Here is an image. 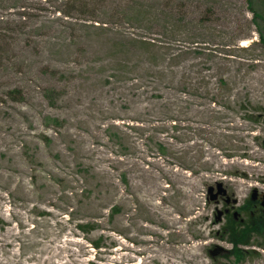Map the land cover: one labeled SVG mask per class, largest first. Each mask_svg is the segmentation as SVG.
I'll list each match as a JSON object with an SVG mask.
<instances>
[{"label":"rangeland","instance_id":"rangeland-1","mask_svg":"<svg viewBox=\"0 0 264 264\" xmlns=\"http://www.w3.org/2000/svg\"><path fill=\"white\" fill-rule=\"evenodd\" d=\"M64 1L0 0V264H264V47L247 0H148L137 19L134 0H89L97 28ZM228 214L257 227L238 247L221 239Z\"/></svg>","mask_w":264,"mask_h":264},{"label":"trees","instance_id":"trees-1","mask_svg":"<svg viewBox=\"0 0 264 264\" xmlns=\"http://www.w3.org/2000/svg\"><path fill=\"white\" fill-rule=\"evenodd\" d=\"M135 4L138 5L137 7H134V9L126 12L127 16L133 17V18H141V16H147L150 13V9L146 11V5L145 1L148 0H134ZM255 0H247L249 10L253 14V19L255 24L258 27L259 30V44L261 47H264V12L259 13L257 10L254 9V2ZM262 1V0H260ZM65 8L63 11L58 10V7L56 8L57 11H60L61 14L65 17L71 18V19H77L79 21H83L84 23L86 21H92L91 23L87 24L85 23V26L97 28L98 24L95 25L94 22L101 23L102 21L99 19L98 11L95 7L91 8L89 7V0H65ZM153 9H156L153 7ZM155 11V10H153ZM106 23V22H103ZM250 119L252 116H249ZM258 117H254V120H257ZM116 212V207H111L109 211V217L110 219L113 218L114 213ZM249 215V214H248ZM251 216H248L249 220L241 222L237 220V218L233 214H228L226 220L225 226L223 225V230L221 232L223 233L221 239H226L224 237L229 238V240L233 243L234 247H238L240 243H244V240L247 237V233H250L251 231H255L256 226L254 227V221L250 218ZM98 222H83L76 225V229L79 230L82 233H90L93 231L97 226ZM264 225V224H263ZM260 226V230L264 228V226ZM103 235L100 234L97 236L94 240H91L88 242L90 247L95 251H100L103 248H105V244L102 243L103 241ZM227 240V239H226ZM248 244L249 242H245ZM234 254L235 260H239L241 253L239 254V251L236 250Z\"/></svg>","mask_w":264,"mask_h":264},{"label":"water","instance_id":"water-1","mask_svg":"<svg viewBox=\"0 0 264 264\" xmlns=\"http://www.w3.org/2000/svg\"><path fill=\"white\" fill-rule=\"evenodd\" d=\"M213 190H214V187H209L208 189H207V192L211 195L210 197H211V199H214V198H216V196L218 195V194H222V193H224V189L222 188V185L220 184V183H218L217 185H216V192H215V194L213 193ZM256 191L255 190H253L252 191V197H255V195H256Z\"/></svg>","mask_w":264,"mask_h":264},{"label":"flooded vegetation","instance_id":"flooded-vegetation-1","mask_svg":"<svg viewBox=\"0 0 264 264\" xmlns=\"http://www.w3.org/2000/svg\"><path fill=\"white\" fill-rule=\"evenodd\" d=\"M221 196V195H218L217 198ZM262 196H259L258 193H256L255 197H252V194H251V200L253 202V206L254 207H257L258 204H260V200H261ZM263 206H264V202H263Z\"/></svg>","mask_w":264,"mask_h":264}]
</instances>
